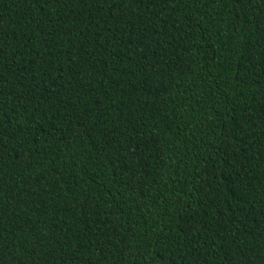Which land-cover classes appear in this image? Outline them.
Returning a JSON list of instances; mask_svg holds the SVG:
<instances>
[{
    "label": "trees",
    "instance_id": "trees-1",
    "mask_svg": "<svg viewBox=\"0 0 264 264\" xmlns=\"http://www.w3.org/2000/svg\"><path fill=\"white\" fill-rule=\"evenodd\" d=\"M0 264H264V0H0Z\"/></svg>",
    "mask_w": 264,
    "mask_h": 264
}]
</instances>
